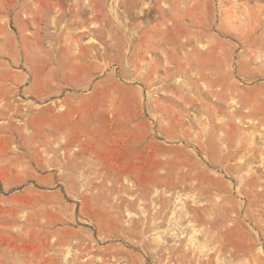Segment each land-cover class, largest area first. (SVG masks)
<instances>
[{
  "label": "rangeland",
  "instance_id": "rangeland-1",
  "mask_svg": "<svg viewBox=\"0 0 264 264\" xmlns=\"http://www.w3.org/2000/svg\"><path fill=\"white\" fill-rule=\"evenodd\" d=\"M0 264H264V0H0Z\"/></svg>",
  "mask_w": 264,
  "mask_h": 264
}]
</instances>
